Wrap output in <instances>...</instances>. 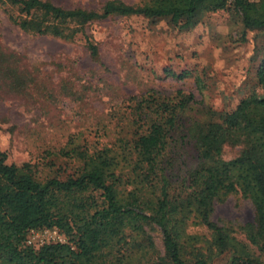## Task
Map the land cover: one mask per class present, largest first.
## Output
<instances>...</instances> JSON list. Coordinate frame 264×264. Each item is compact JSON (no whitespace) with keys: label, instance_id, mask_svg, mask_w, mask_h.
Returning <instances> with one entry per match:
<instances>
[{"label":"trees","instance_id":"16d2710c","mask_svg":"<svg viewBox=\"0 0 264 264\" xmlns=\"http://www.w3.org/2000/svg\"><path fill=\"white\" fill-rule=\"evenodd\" d=\"M2 1L23 15L9 18L18 29L62 40H71L87 22L111 16L168 18L172 25L185 17L186 25L194 14L215 13L228 3L244 27H264V0H145L138 5L108 0L99 10L65 9L48 0ZM86 42L96 57V46ZM256 79L264 89V60ZM192 96L176 90L172 97L147 94L136 101V117L146 121L127 148L136 181L125 194L117 189V157L107 150L59 151L60 157L79 162L63 180H39L27 163L8 165L0 152V264H212L213 257L224 254L226 264H256L251 247L264 250V95L244 97L227 113L209 111L201 120L182 122ZM178 128L193 141L197 163L182 178L184 195L175 198L169 195L163 159ZM227 145L242 148L224 160ZM232 194L249 199L253 209L252 222L237 226L247 243L230 226L209 220L213 205ZM188 223L205 228L208 237L187 234ZM149 226L158 229L162 250L154 245ZM43 229H56L66 241L36 248L26 244L30 230Z\"/></svg>","mask_w":264,"mask_h":264},{"label":"rangeland","instance_id":"374dc122","mask_svg":"<svg viewBox=\"0 0 264 264\" xmlns=\"http://www.w3.org/2000/svg\"><path fill=\"white\" fill-rule=\"evenodd\" d=\"M48 1L65 9L99 10L108 0ZM118 1L138 5L145 0ZM10 17L17 20L23 15L0 0V152L8 165L27 163L39 180H63L77 170L78 160L60 157L59 151L107 150L117 157V189L125 194L134 190L136 181L129 170L128 149L145 128L146 119L142 123V116L135 114L141 96L192 93L183 122L201 120L209 111L227 113L244 97L264 95L256 79L264 60V27H244L229 3L215 13L194 14L186 25L185 17L172 25L168 18L111 16L85 23L71 40L18 29ZM86 41L96 46V57L90 56ZM183 72L185 76L174 77ZM183 134V128L176 130L163 159L169 195L175 198L184 195L187 184L182 178L197 163L194 143ZM241 148L227 145L222 158H233ZM92 196L99 204V194ZM209 220L230 226L236 238L247 243L237 226L252 222L253 209L249 199L232 194L213 205ZM147 229L162 250L158 229ZM185 232L209 235L190 223ZM26 237L33 248L46 241L41 235ZM59 238L66 241L60 233ZM250 253L256 264H264V250L251 247ZM228 257L211 261L226 264Z\"/></svg>","mask_w":264,"mask_h":264},{"label":"built area","instance_id":"2783aa9c","mask_svg":"<svg viewBox=\"0 0 264 264\" xmlns=\"http://www.w3.org/2000/svg\"><path fill=\"white\" fill-rule=\"evenodd\" d=\"M28 234H33V235H41L43 236L46 241H41L38 243L39 245L41 244H48V243H63V241L59 238V233L56 229H50V230H30ZM26 244L34 246V243H32V240L30 238H26Z\"/></svg>","mask_w":264,"mask_h":264}]
</instances>
